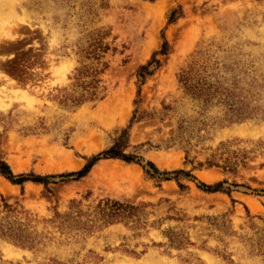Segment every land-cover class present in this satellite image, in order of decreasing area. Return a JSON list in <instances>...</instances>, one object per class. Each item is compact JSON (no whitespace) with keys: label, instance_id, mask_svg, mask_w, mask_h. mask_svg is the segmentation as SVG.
<instances>
[{"label":"rangeland","instance_id":"rangeland-1","mask_svg":"<svg viewBox=\"0 0 264 264\" xmlns=\"http://www.w3.org/2000/svg\"><path fill=\"white\" fill-rule=\"evenodd\" d=\"M9 13L21 19L0 40V158L50 177L0 173V264H264V0H0ZM92 65L102 97L63 100ZM124 128V150L167 173L106 157L60 175ZM107 199L131 215L106 221Z\"/></svg>","mask_w":264,"mask_h":264},{"label":"trees","instance_id":"trees-1","mask_svg":"<svg viewBox=\"0 0 264 264\" xmlns=\"http://www.w3.org/2000/svg\"><path fill=\"white\" fill-rule=\"evenodd\" d=\"M178 12V14H180L182 12L181 8L178 9H174L171 13V16L169 17L170 21H173L176 18V13ZM168 50V42L165 40L161 46V49L159 51H155V55L158 52L161 53H166ZM94 54L96 55V47L93 50ZM98 55V54H97ZM160 64V59L157 58L156 56H153L150 60H148L146 63L141 64L138 69H137V73H138V77L140 82H144L145 76L149 73L152 72L153 69H151V67L153 65L158 66ZM84 67V66H83ZM83 67L78 69L77 75H76V84L77 86H81L82 90L75 95L74 92L72 93H68L65 94L63 96V100L67 101V99H70L75 103V104H79L82 103L85 100L88 99H97L99 97H102V95H100L98 93V86H99V81L100 78L98 75V73L101 71V68H99L97 65H92L90 66V73H91V78L89 80H84V75H83V71H85V69H83ZM181 80L184 81V83L189 87V88H194L197 87V85H188L189 82V78L187 75H182L181 76ZM138 91L140 92V88L138 89ZM137 113H138V109H137ZM142 115L137 114V119L140 118ZM136 118V112L132 117V120H134ZM127 135H128V128H124L121 133L117 136L115 142L108 147L107 149L91 156V157H87V162L84 164V166L77 170V171H69L67 173H61V176H69L72 174H76V177H81L85 174H87L89 172V170L91 169V167L101 158H106V157H121L123 159H125L126 161H137L139 163H141L146 171L148 173H150L152 171V173L154 174H165L168 171H161L157 165L152 161V160H146V162H143V156L140 153H135V152H126L124 149L127 147ZM229 161H227L226 159H224V167H228L230 169H232L233 165H231V163H228ZM209 164H219L218 161H216V158L210 159L209 160ZM147 165L149 167H147ZM179 171H184L183 169H180ZM176 172H178V170H176ZM0 173L5 175L7 178H9L11 181L13 182H23L26 179H32L35 181H44L45 183L49 182L48 177H50V175H33V177H29L26 176L24 174H16L14 173L11 165L5 160L0 158ZM190 174V173H189ZM166 178H168L169 176H165ZM203 187H205L206 189H211V190H218L221 189L222 186V182H218L216 184H209L206 182H202ZM106 206L102 207V211H103V217L106 219V221L108 222H113L118 220V217L121 216H125L128 215L130 216L131 214H126V211L129 208H134L133 205H130L128 203H124L118 200H111V199H107L106 201ZM107 208H109V211H107ZM79 212H81L80 210H78ZM59 216H63L65 217V219H73L75 221V215L73 214H67L65 213L64 215L59 214Z\"/></svg>","mask_w":264,"mask_h":264},{"label":"bare ground","instance_id":"bare-ground-1","mask_svg":"<svg viewBox=\"0 0 264 264\" xmlns=\"http://www.w3.org/2000/svg\"><path fill=\"white\" fill-rule=\"evenodd\" d=\"M18 19H21V17L16 16L15 13L0 15V40L3 36L12 37L15 34V33L13 34V31H15L14 29L16 28V25H18L16 24ZM2 49H4V47L3 45L0 44V51ZM1 57L3 56H1L0 54V58ZM1 78H2V72L0 70V79Z\"/></svg>","mask_w":264,"mask_h":264}]
</instances>
